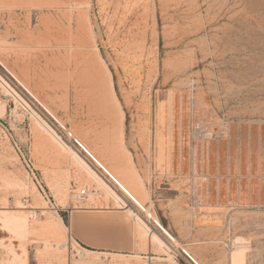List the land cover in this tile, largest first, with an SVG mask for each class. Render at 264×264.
<instances>
[{
	"label": "rangeland",
	"instance_id": "obj_1",
	"mask_svg": "<svg viewBox=\"0 0 264 264\" xmlns=\"http://www.w3.org/2000/svg\"><path fill=\"white\" fill-rule=\"evenodd\" d=\"M7 1L0 61L9 67L1 55L16 38L9 15L29 28L44 16L26 35L43 49L47 86L29 88L41 106L0 62V264H264V0ZM54 18L77 40H49ZM77 45L66 87L50 66L59 54L45 51ZM87 149L139 205L97 175ZM101 199L132 216L137 252L71 238L69 210Z\"/></svg>",
	"mask_w": 264,
	"mask_h": 264
},
{
	"label": "crops",
	"instance_id": "obj_2",
	"mask_svg": "<svg viewBox=\"0 0 264 264\" xmlns=\"http://www.w3.org/2000/svg\"><path fill=\"white\" fill-rule=\"evenodd\" d=\"M7 3L12 5H28L30 2L29 0H8ZM43 17L44 16L40 18V24H38L36 28H29L27 26L28 19L26 16H22V18L16 20L15 16L9 15L6 21H12L14 24L16 38L10 41L13 44L8 45V49L10 50L5 54V57L1 55V57L6 60L9 67L4 66L0 61L7 73L41 106L42 103L29 91V88H46L47 86L41 83V79L44 75L39 67L42 58H44L43 49L41 45L33 44L28 40L26 31L29 29L35 32L43 31ZM50 24L55 26V32L53 36H50L49 40H54L55 44L60 48H62L63 45V38L68 39L70 42H74V39L77 40V32L72 31L64 33L62 21L54 18ZM77 47L78 45L75 49L72 48L65 54L60 48L49 52L45 51L48 57L51 53L55 55L59 54V62H56L54 65L50 63V66L53 69H58L60 71L64 69L66 71V87L69 85L71 79L75 77L74 69L72 72L69 66H73V68L75 66L76 60H74L73 55ZM11 69L13 71H11ZM46 112L52 115L48 110H46ZM53 118L57 121L55 116H53ZM86 152L95 163L97 175H100L105 182L111 183L113 188L116 187L121 191L125 198L135 202L131 196L122 190L114 175L111 173L108 166V164L111 165L110 160L106 155H96L97 158H95L88 149ZM124 152L130 160L127 152L125 150ZM135 204L139 205L136 202ZM124 208L125 207H115L111 205L110 202H106L103 199L97 202H90L81 206L72 207L68 212L67 223L71 238L84 250H101L117 254H132L137 252L138 248L142 246L141 241L136 235L134 219Z\"/></svg>",
	"mask_w": 264,
	"mask_h": 264
},
{
	"label": "bare ground",
	"instance_id": "obj_3",
	"mask_svg": "<svg viewBox=\"0 0 264 264\" xmlns=\"http://www.w3.org/2000/svg\"><path fill=\"white\" fill-rule=\"evenodd\" d=\"M96 80L99 82V83H102L103 81H104V79H103V77H102V75L99 73V72H97V76H96ZM3 84V83H2ZM6 87H7V85H6ZM16 96V95H15ZM16 97H18V96H16ZM19 98V97H18ZM19 100H21L20 98H19ZM23 103V102H22ZM24 104V103H23ZM36 117V116H35ZM37 118V117H36ZM39 119V118H38ZM38 119H36V120H38ZM40 120V119H39ZM44 124V123H43ZM42 127H44L46 130H47V132L49 133V134H51V136L52 137H54L57 141H58V143H59V140H58V138H56V135L46 126V124L45 125H43ZM50 136V135H49ZM53 138V139H54ZM56 155V160H57V162L60 164L61 163V161H60V159L61 160H63L62 159V152L61 151H57V153L55 154ZM73 159H74V161L75 162H77V163H79L80 165L82 164V162H81V160L76 156V155H73V157H72ZM83 167V166H82ZM88 168V167H87ZM92 173V172H91ZM90 176L92 177V179L94 178V179H96V176H94L93 174H90ZM124 178L125 179H127V186L130 188V190H132L133 192H135V190H136V184H135V181H134V178H132L129 174H127L126 172L124 173ZM96 180H98V178L96 179ZM105 188H106V186H105ZM105 190V189H104ZM106 191H107V193L109 194V195H111L112 197H113V200L115 201V203L116 204H120L121 202H120V200L117 198V197H115V195H113L111 192H110V190H108V187L106 188ZM112 191V190H111ZM139 191V190H138ZM137 191V192H138ZM113 192V191H112ZM106 193V192H105ZM106 193V194H107ZM117 196V195H116ZM121 199V198H120ZM122 204V203H121ZM120 204V205H121ZM19 217V216H18ZM140 224V223H139ZM44 226L47 228V229H52L53 227H54V223H53V220L52 219H49V220H47L45 223H44ZM44 227V228H45ZM139 229L137 228V231H138ZM139 233V232H138ZM140 234V233H139ZM235 253V252H234ZM171 255V254H170ZM235 259V258H234ZM243 260V259H242ZM238 264V263H237Z\"/></svg>",
	"mask_w": 264,
	"mask_h": 264
},
{
	"label": "built area",
	"instance_id": "obj_4",
	"mask_svg": "<svg viewBox=\"0 0 264 264\" xmlns=\"http://www.w3.org/2000/svg\"><path fill=\"white\" fill-rule=\"evenodd\" d=\"M1 123H0V129L1 128ZM3 130V129H2ZM63 134H65L67 136V132L66 131H63ZM69 138V136H67ZM65 140L68 141V139L66 137H64ZM64 142V141H62ZM25 162H26V166L28 168V170H33L32 168V162H31V159L30 157L27 155L26 158H25ZM87 194H88V190L83 188V189H80V190H73L72 194H71V198L75 201H81L83 199H85L87 197Z\"/></svg>",
	"mask_w": 264,
	"mask_h": 264
}]
</instances>
